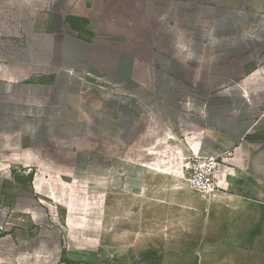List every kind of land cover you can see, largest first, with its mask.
I'll list each match as a JSON object with an SVG mask.
<instances>
[{
  "label": "crops",
  "instance_id": "1",
  "mask_svg": "<svg viewBox=\"0 0 264 264\" xmlns=\"http://www.w3.org/2000/svg\"><path fill=\"white\" fill-rule=\"evenodd\" d=\"M263 104L264 0H0V264H144L98 256L114 190L160 264H264Z\"/></svg>",
  "mask_w": 264,
  "mask_h": 264
},
{
  "label": "rangeland",
  "instance_id": "2",
  "mask_svg": "<svg viewBox=\"0 0 264 264\" xmlns=\"http://www.w3.org/2000/svg\"><path fill=\"white\" fill-rule=\"evenodd\" d=\"M77 28L89 34V30L82 17L76 19ZM25 191L29 189L28 181L22 182ZM100 196L91 194L90 199L98 200ZM24 204H26V201ZM104 223L100 226L99 258L105 260L130 261L133 263L160 264L166 258L158 250L146 249L145 242L138 244L131 234L132 224L128 219L118 222V190L108 193L103 202Z\"/></svg>",
  "mask_w": 264,
  "mask_h": 264
},
{
  "label": "built area",
  "instance_id": "3",
  "mask_svg": "<svg viewBox=\"0 0 264 264\" xmlns=\"http://www.w3.org/2000/svg\"><path fill=\"white\" fill-rule=\"evenodd\" d=\"M262 118H264V104L260 109L259 119ZM231 156L232 152L229 151L221 156H205L199 153L191 155L188 161L186 182L203 195H211L220 187L221 166Z\"/></svg>",
  "mask_w": 264,
  "mask_h": 264
}]
</instances>
